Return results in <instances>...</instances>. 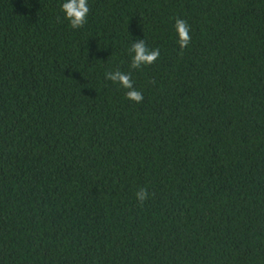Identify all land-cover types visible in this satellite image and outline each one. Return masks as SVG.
<instances>
[{
    "label": "trees",
    "instance_id": "16d2710c",
    "mask_svg": "<svg viewBox=\"0 0 264 264\" xmlns=\"http://www.w3.org/2000/svg\"><path fill=\"white\" fill-rule=\"evenodd\" d=\"M64 2L0 0V264H264V0Z\"/></svg>",
    "mask_w": 264,
    "mask_h": 264
},
{
    "label": "clouds",
    "instance_id": "9594fccd",
    "mask_svg": "<svg viewBox=\"0 0 264 264\" xmlns=\"http://www.w3.org/2000/svg\"><path fill=\"white\" fill-rule=\"evenodd\" d=\"M62 11L65 13L66 19L70 22L73 29L82 28L87 23V17L90 12L88 0H66L62 4ZM175 28L179 37V45L181 51L185 49L191 42V27L184 19H177ZM130 51L134 53L130 65L131 70H136L142 66L153 64L160 57V49H151L147 46L145 39H140L138 42H132ZM131 70L127 73L116 71H108L105 73L106 79L120 84L123 88L128 89L126 97L134 102H142L143 94L136 90L132 79ZM148 189L141 188L137 191L136 197L143 204L148 198Z\"/></svg>",
    "mask_w": 264,
    "mask_h": 264
}]
</instances>
